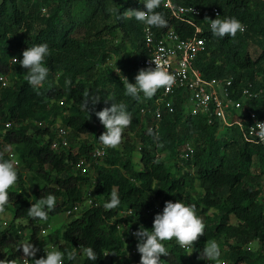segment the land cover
<instances>
[{"label": "trees", "instance_id": "obj_1", "mask_svg": "<svg viewBox=\"0 0 264 264\" xmlns=\"http://www.w3.org/2000/svg\"><path fill=\"white\" fill-rule=\"evenodd\" d=\"M172 1L205 14L194 20L206 41L197 68L209 80L233 78L237 87L252 83L256 91H263L247 105L264 119V0ZM165 2L161 0L156 9L167 21L164 27L153 26L157 36L173 29L184 39L193 38L197 26L173 17ZM214 8L223 19L240 20L246 31L234 38L214 37L208 24ZM130 9L146 10L140 0H1L0 76L11 82L7 88L0 84V157L11 160L7 152L12 149L20 162L16 191L8 189L5 205L13 206L15 222L28 223L30 242L38 245L42 228L52 217L93 200L63 230L49 235L65 253V264H130L133 260L140 264V255H128L137 249L134 233L141 226L153 228L157 204L164 208L167 201L177 200L195 205L205 223V233L193 247L197 260L207 241L215 240L230 248L225 254L234 264H264V145L246 142L238 128L210 124L203 114L189 115L184 94L169 99L175 112L170 114L163 106L162 119H157L155 108L163 88L150 99L142 93L139 99L126 95L125 79L135 84L140 63L149 56L145 25L133 18L118 19V14ZM42 43L50 49L44 61L49 74L43 87H33L19 61L25 50ZM92 96H100L101 101L94 108L89 104L88 112L83 104ZM61 101L65 107L48 111L50 103ZM112 103L126 105L132 122L119 146L105 148L98 140L106 128L95 113ZM143 110L152 111L145 116ZM64 113H69L63 117L70 132L67 149L55 145L59 130L53 128ZM144 125H152L151 131L145 132ZM88 135L93 136L84 139ZM188 144L195 154L187 161L181 155ZM102 148L106 154L89 173L77 169L81 160L91 161L93 152ZM173 158L186 161L188 169L170 164ZM113 189L121 204L105 210ZM48 194L56 196L57 204L47 221L28 217L36 199ZM212 210L217 213L210 215ZM255 242L260 250H249ZM164 243L169 255L161 257V264H186L184 249L174 240ZM86 247L94 249L95 262L84 254ZM70 253L74 260L67 259ZM23 256L12 243L11 231L0 224V260L22 264Z\"/></svg>", "mask_w": 264, "mask_h": 264}, {"label": "clouds", "instance_id": "obj_2", "mask_svg": "<svg viewBox=\"0 0 264 264\" xmlns=\"http://www.w3.org/2000/svg\"><path fill=\"white\" fill-rule=\"evenodd\" d=\"M146 10H128L123 16L118 14V19L127 20L129 18L142 23L145 26L164 27L167 24L163 14L157 12L161 0H140ZM211 20V19H210ZM211 33L214 37L225 38L235 37L238 32L244 31L242 22L234 17L211 20ZM50 54L47 43L31 46L22 53L23 59L19 61L20 67L26 69V80L29 85L35 87L41 85L48 77L49 68L45 65V58ZM16 61V60H14ZM156 67L140 69L135 77V84L125 79L124 85L126 95L135 99L140 98L142 93L145 98H152L159 89H169L174 83V77L158 63ZM67 83H70L68 81ZM101 101L100 96L88 97L84 100L83 107L89 112V104L95 107ZM106 131L100 135L99 142L105 148H116L120 145L124 130L131 124L132 117L123 103H112L110 108H104L95 113ZM264 135V133H262ZM18 173L13 160H0V209L7 204L9 199L8 189L17 183ZM57 199L54 194H48L32 204L27 211L28 217L47 221L48 214L56 208ZM121 204L118 192L113 189L110 199L103 205L105 210L117 208ZM43 229V228H42ZM47 229V228H46ZM205 233V223L197 215L196 206L183 203L167 201L162 213L156 214L153 228L148 230L143 226L134 233L137 238V251L141 256L140 264H161V257L168 256L165 241H175L182 249H191L194 243ZM17 249H22L25 261L29 264H65V253L56 248L46 247V256L35 259L37 249L33 243L21 240ZM84 254L93 262L97 260V254L91 247L83 248ZM221 258V250L215 240H208L200 253L199 259L206 260L213 264H225ZM68 260H74L73 254H68ZM0 264H12L11 261L0 260Z\"/></svg>", "mask_w": 264, "mask_h": 264}, {"label": "built area", "instance_id": "obj_3", "mask_svg": "<svg viewBox=\"0 0 264 264\" xmlns=\"http://www.w3.org/2000/svg\"><path fill=\"white\" fill-rule=\"evenodd\" d=\"M165 7L171 11L172 16L176 19L195 26L197 24L194 20L205 15L199 8L176 6L172 0H166ZM210 14L211 20L223 19V15L218 8L212 9ZM211 20L208 21L209 26ZM196 29V34L193 38L184 39L173 29L166 32L162 37H158L153 26L144 27L145 47L149 56L141 61L140 68H155L156 62L174 77L173 85L167 90L163 89L162 97L156 102L155 114L157 119H162L163 117V106L170 114L174 113V103L169 99L178 94H184L187 98L185 108L189 115L199 116L203 114L209 118L210 124L218 122L222 128H238L246 142L254 145H264V135H262L264 133V119L250 108V105H247L248 102L259 99L263 91H256L252 83L237 87L233 78L223 80L205 78L203 73L197 68L196 62L199 56L206 51V41L199 36L202 34L203 29L199 25ZM245 31L246 27L244 26L243 33ZM0 84L2 88H7L9 86L8 77L0 76ZM151 111L143 110L142 113L146 116ZM10 128L11 125L8 124L7 129ZM55 145H62L65 149L70 147L67 128L59 129L58 141ZM105 154L106 149H96L92 154L91 161L81 160L76 165L77 169L84 174L89 173L92 165L101 161ZM194 154V147L188 144L181 157L188 161L194 157ZM0 160H2L1 157ZM11 160L15 161L16 168L20 167L18 160L13 158ZM92 205L93 200L90 199L84 205H77L66 214L68 217L73 218V216L78 215L85 208ZM155 211L162 213L163 207L157 204ZM48 232L49 228H43L40 238L48 237ZM34 246L38 249L37 245ZM48 248L59 249L57 245H51ZM45 249L39 250L35 259L45 257ZM192 249L184 250L188 252ZM249 250H251V246ZM128 255L132 257L140 254L134 248L129 251ZM25 258V255L21 258L22 264H28ZM28 259L29 264H32V258ZM133 262L139 264L134 260Z\"/></svg>", "mask_w": 264, "mask_h": 264}, {"label": "rangeland", "instance_id": "obj_4", "mask_svg": "<svg viewBox=\"0 0 264 264\" xmlns=\"http://www.w3.org/2000/svg\"><path fill=\"white\" fill-rule=\"evenodd\" d=\"M35 1H39V0H35ZM254 1L257 2L259 0H254ZM261 1L263 2V0H261ZM0 3H1V0H0ZM43 12H46V10H43ZM116 43H118V42H116ZM254 49H257V48L254 47ZM8 79H9V84H10L11 78L8 77ZM37 87H43V83ZM63 103L64 102H62V101L50 103L48 111L52 110L53 106H60L61 105L62 107H65V104H63ZM68 114L69 113H64L63 115H60V117L56 118V123L53 126L55 132H57L61 128H65L66 125L63 122V119H64L63 117H67ZM53 115H55V114H53ZM144 129H145L144 130L145 132H149L152 129V125H150V127H146L144 125ZM69 134H70V132H69ZM92 136L93 135L85 136L84 139H90ZM130 138L133 141H135L136 136L134 134H131ZM121 148L123 149V146ZM7 153L9 155V158H11V159L13 158L14 160H18L16 151L10 149ZM136 157L139 159L140 155H138L136 153ZM173 160H170V161L168 160V161L170 164L176 165V164H174L176 162L179 166L188 169V164H186V161H183V160L178 161L176 158H173ZM94 172H95V170H93V172H91V173L93 174ZM196 185L199 186V183L196 182ZM9 189L16 191V186L13 185ZM216 213H217L216 210H212L210 212V215H215ZM73 220L74 219H71L70 217H68L67 214H61V215L52 217L50 219V221L47 223L48 226L44 227V228H49V232H48L47 236L48 235H54L53 233H55L59 230H63L65 228V226L68 225ZM231 223L232 224L236 223L235 219H233ZM0 224L4 230L8 229L11 231V240H12L13 245L17 246L21 240H26V241L30 242L31 237H32V231L30 229H25L26 225L28 224L26 221L17 220L15 222L14 208L12 205H4L3 208L0 209ZM42 225H45V223L44 224L42 223ZM56 244H57V242L50 241L49 236H48L46 238H42L40 240V243H38L37 247L41 251V250L45 249L46 247H49L51 245H56ZM218 245H219L220 250H221V258L220 259L223 260L226 264H234V263L230 262L229 260H227L226 254H225V252L229 251L230 248L225 246V245L222 246L219 243H218ZM234 245H237V244H234ZM250 246H251V249L253 251L260 250V245L257 242L251 244ZM84 257L79 258L78 262L82 263ZM130 264H136V263L131 262ZM186 264H210V262H208L206 260L205 261L200 260V259L197 260L194 257V251L192 249L191 251H188V252L186 251ZM213 264H216V262H213Z\"/></svg>", "mask_w": 264, "mask_h": 264}]
</instances>
